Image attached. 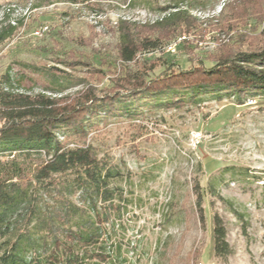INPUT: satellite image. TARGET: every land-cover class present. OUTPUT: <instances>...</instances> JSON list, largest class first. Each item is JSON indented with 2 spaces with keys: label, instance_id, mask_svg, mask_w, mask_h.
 <instances>
[{
  "label": "rangeland",
  "instance_id": "374dc122",
  "mask_svg": "<svg viewBox=\"0 0 264 264\" xmlns=\"http://www.w3.org/2000/svg\"><path fill=\"white\" fill-rule=\"evenodd\" d=\"M233 1L0 0V80L8 74L16 92L73 99L108 92L144 64L153 66L149 78L199 61L209 66L206 58L231 35L220 30L219 17ZM176 14L192 18L160 47L120 59L139 27ZM147 106L135 118L99 121L88 136L123 175L117 185L130 203L117 241L127 262L264 264V98ZM214 215L231 250L225 257L214 255Z\"/></svg>",
  "mask_w": 264,
  "mask_h": 264
},
{
  "label": "trees",
  "instance_id": "16d2710c",
  "mask_svg": "<svg viewBox=\"0 0 264 264\" xmlns=\"http://www.w3.org/2000/svg\"><path fill=\"white\" fill-rule=\"evenodd\" d=\"M190 18L176 14L172 21L136 28L137 35L121 45L120 59L131 62L138 49L160 47L163 37L175 35ZM263 19L264 0L228 3L219 28L231 35L206 58L211 65L199 61L188 70L149 78L146 73L153 66L144 64L102 94L92 89L70 99L16 92L4 74L0 264H129L117 241L130 203L117 185L123 175L88 140L90 132L110 116L135 118L148 104L168 109L205 97H228L239 105L248 98H264V25L258 29ZM203 218L200 213L202 223ZM212 223L214 255L225 257L231 253L225 228L217 215Z\"/></svg>",
  "mask_w": 264,
  "mask_h": 264
},
{
  "label": "built area",
  "instance_id": "2783aa9c",
  "mask_svg": "<svg viewBox=\"0 0 264 264\" xmlns=\"http://www.w3.org/2000/svg\"><path fill=\"white\" fill-rule=\"evenodd\" d=\"M44 29H45V28H43V30H44ZM179 42H181V41H179V39H177V40L174 41L173 45H171V46H172V47H175L176 44L179 43ZM195 140L198 141V136L195 137Z\"/></svg>",
  "mask_w": 264,
  "mask_h": 264
},
{
  "label": "bare ground",
  "instance_id": "6f19581e",
  "mask_svg": "<svg viewBox=\"0 0 264 264\" xmlns=\"http://www.w3.org/2000/svg\"><path fill=\"white\" fill-rule=\"evenodd\" d=\"M181 39V38H180ZM182 39H184V38H182ZM170 48V47H169Z\"/></svg>",
  "mask_w": 264,
  "mask_h": 264
}]
</instances>
